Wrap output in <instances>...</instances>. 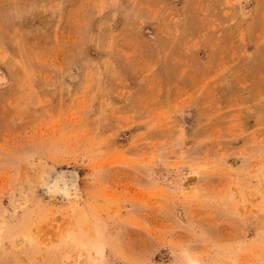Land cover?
Here are the masks:
<instances>
[{
    "label": "rangeland",
    "instance_id": "obj_1",
    "mask_svg": "<svg viewBox=\"0 0 264 264\" xmlns=\"http://www.w3.org/2000/svg\"><path fill=\"white\" fill-rule=\"evenodd\" d=\"M193 261L264 264V0H0V264Z\"/></svg>",
    "mask_w": 264,
    "mask_h": 264
},
{
    "label": "bare ground",
    "instance_id": "obj_2",
    "mask_svg": "<svg viewBox=\"0 0 264 264\" xmlns=\"http://www.w3.org/2000/svg\"><path fill=\"white\" fill-rule=\"evenodd\" d=\"M44 172V171H43ZM61 174V173H60ZM59 174V176H58V180L60 181L61 179H64L65 177H64V175H60ZM42 175V174H41ZM45 176V175H44ZM77 181V177H76V174L75 173H68L67 174V179L65 180V182H64V188H62L63 189V191H68V190H70V188H72V185L75 183ZM38 182V181H37ZM53 187V186H52ZM58 187V186H57ZM75 189V188H74ZM61 193H63V192H61ZM66 195V194H65ZM58 197V196H57ZM192 264H198V263H196V262H194L193 261V263Z\"/></svg>",
    "mask_w": 264,
    "mask_h": 264
}]
</instances>
